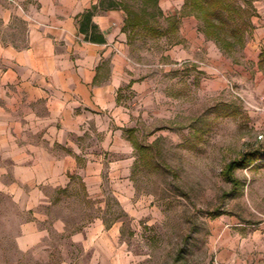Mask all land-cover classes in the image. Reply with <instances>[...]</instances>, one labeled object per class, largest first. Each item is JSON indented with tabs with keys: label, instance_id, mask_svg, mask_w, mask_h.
<instances>
[{
	"label": "crops",
	"instance_id": "0c3cea01",
	"mask_svg": "<svg viewBox=\"0 0 264 264\" xmlns=\"http://www.w3.org/2000/svg\"><path fill=\"white\" fill-rule=\"evenodd\" d=\"M223 1L243 29L229 49L188 0H141L135 10L133 0H0V194L22 216L19 251L50 259L68 249L58 264L129 258L121 237L148 214L136 213L131 179L136 123L166 98L159 81L170 68L197 80L236 70L225 57L238 49L256 56L264 90V0ZM247 5L254 15L244 19ZM223 77L200 86L222 91Z\"/></svg>",
	"mask_w": 264,
	"mask_h": 264
},
{
	"label": "rangeland",
	"instance_id": "374dc122",
	"mask_svg": "<svg viewBox=\"0 0 264 264\" xmlns=\"http://www.w3.org/2000/svg\"><path fill=\"white\" fill-rule=\"evenodd\" d=\"M139 2L133 0L134 10ZM244 8V19L254 15L251 6ZM225 58L236 70L213 68L207 75L199 72L198 80L190 71L175 75L177 68H170L166 81H159L166 98L136 123L131 179L141 200L136 213L148 214L122 235L130 255L120 253V264H264V162L233 171L235 189L221 174L247 151L259 150L264 158V90L252 71L255 55L246 60L236 49ZM163 69L150 74L158 81ZM216 76H224V90L201 88L202 79ZM113 213L123 212L113 205ZM21 220L0 194V264L69 259L68 249L54 251L50 259L19 251ZM87 262L83 255L75 264Z\"/></svg>",
	"mask_w": 264,
	"mask_h": 264
},
{
	"label": "trees",
	"instance_id": "16d2710c",
	"mask_svg": "<svg viewBox=\"0 0 264 264\" xmlns=\"http://www.w3.org/2000/svg\"><path fill=\"white\" fill-rule=\"evenodd\" d=\"M191 10L196 13L205 24V33L214 39H223L226 48L234 44H242V26L234 23L233 15L236 10L223 0H188ZM225 14V15H224ZM232 23V24H231ZM135 26V25H134ZM227 28L230 30L227 31ZM232 36L233 41H226L223 36ZM262 153L259 150H251L242 154L238 159L229 162L221 174L233 189L238 186L237 181L232 177V172L237 169H245L258 161H263ZM216 216H221L217 213Z\"/></svg>",
	"mask_w": 264,
	"mask_h": 264
},
{
	"label": "built area",
	"instance_id": "2783aa9c",
	"mask_svg": "<svg viewBox=\"0 0 264 264\" xmlns=\"http://www.w3.org/2000/svg\"><path fill=\"white\" fill-rule=\"evenodd\" d=\"M257 139H258V140H261V139H262V136H261V135H259V136L257 137Z\"/></svg>",
	"mask_w": 264,
	"mask_h": 264
}]
</instances>
